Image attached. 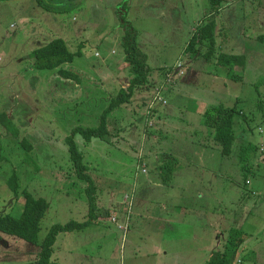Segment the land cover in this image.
Segmentation results:
<instances>
[{"label":"rangeland","instance_id":"obj_1","mask_svg":"<svg viewBox=\"0 0 264 264\" xmlns=\"http://www.w3.org/2000/svg\"><path fill=\"white\" fill-rule=\"evenodd\" d=\"M44 2L53 9L39 0L0 2V113L19 133L13 136L0 123V213L19 217L24 190L49 203L38 244L0 233V264H37L53 225L91 214L90 185L71 158V136L97 187L93 205L100 216L84 231L59 235L52 261L78 264L84 254L81 264H169L162 260L161 223L191 211L198 223L193 226L209 236V254L224 251L230 231L238 229L252 243L232 264H264V0H223L216 16L218 53L244 54L246 67H234V79L216 60L192 63L181 100L174 83L186 73L167 75L179 62L190 63L187 43L209 17V0ZM128 26L147 55L149 83L108 116L111 134L87 141L78 130L99 127L111 100L133 77L123 47ZM54 39L76 54L62 68L78 78L35 69L34 49ZM220 104L237 105L248 121L234 119L238 140L229 156L204 122L206 111ZM248 141L257 151L242 161L240 148ZM165 153L180 162L166 184V172L158 168ZM13 173L18 193L8 185Z\"/></svg>","mask_w":264,"mask_h":264},{"label":"trees","instance_id":"obj_2","mask_svg":"<svg viewBox=\"0 0 264 264\" xmlns=\"http://www.w3.org/2000/svg\"><path fill=\"white\" fill-rule=\"evenodd\" d=\"M8 1V0H0ZM210 1V15L209 17L198 26L195 33L192 35L190 41L187 43L186 52L189 53L191 58L202 57L206 61L216 60L220 65H224L229 71L231 78H236L234 74V67L244 69L247 64V58L244 54L224 53L217 50V21L216 16L223 7V0H209ZM42 7L46 9H53L50 4H46L44 0H39ZM59 12L58 9H54ZM126 36L124 39L125 54L128 63L131 65L133 77L129 86L122 89L117 97L113 98L109 107L104 111L101 117V124L94 129L78 130L81 131L82 136L87 141L92 139H103L105 136L111 134L108 124V116L116 108L129 103L134 97L135 90L138 88L146 87L149 83L150 68L147 63L146 53L137 45L136 32L126 27ZM67 43L63 39H54L42 47L34 49L33 59L34 67L37 70H58L60 76L64 79H76L78 75L68 69L62 68L63 65L72 63L76 56L67 47ZM205 48V51L204 49ZM237 115L243 116V121H247V117L238 111L237 105L232 107L220 104L209 108L205 113V124L212 129L213 139L220 146L221 153L224 156H229L234 151L237 142L238 134L235 129V121ZM0 123L8 132L13 136H18V130L15 129L12 121L5 113H0ZM1 138V136H0ZM71 158L74 160L75 166L77 165L78 173L82 180L87 182L90 187L87 188L91 191L90 197V211L88 219L85 221H71L66 224L53 225L42 243L40 244L39 259L37 264H61L52 261L54 247L57 238L63 233H74L84 231L89 226L99 220L98 209L96 210L97 187L94 184L91 176L88 173V166L83 163L84 155L77 148L74 136L67 139ZM21 146L27 148L28 152L31 150V145L26 141H21ZM257 148L251 142H244L240 148L242 161L249 158V155L255 153ZM1 160V159H0ZM264 161V156L260 158ZM179 159L172 153H165L163 161L160 160L158 165L159 170L167 177L164 179V184L168 183L170 178L174 175V170L179 166ZM8 185L13 192L18 193L19 177L16 173L8 180ZM95 193V194H94ZM24 210L19 217H14L10 214L0 213V233L17 237L26 242L38 244V236L41 231V222L45 217L49 203L46 199L35 197L31 192L24 190ZM97 215H93L96 214ZM126 234V233H124ZM249 238V235L238 229L230 231V238L228 245L224 251H215L210 253L206 258V264H232L234 257L238 253L241 245Z\"/></svg>","mask_w":264,"mask_h":264},{"label":"crops","instance_id":"obj_3","mask_svg":"<svg viewBox=\"0 0 264 264\" xmlns=\"http://www.w3.org/2000/svg\"><path fill=\"white\" fill-rule=\"evenodd\" d=\"M156 11L157 10H155V12ZM221 12H222V10H220V12L217 15H220ZM217 27H218V25H217ZM239 30H241V28ZM238 36L242 39L241 31L239 32ZM190 58L188 59L190 61L189 64H183V69L185 70V73H186L185 76H182V78L181 77L180 78L175 77V78H177V80L174 83L175 84L174 90L176 91L179 100H181L180 97L187 95V93H185L186 90H183L182 85L187 81V71L191 67V64L192 63H200L201 60L206 61L202 57L191 58V60H190ZM187 61H186V63H187ZM194 67L197 69H200L197 66H194ZM239 69H241V68L239 67ZM168 75H167V78L170 79L168 77ZM126 82L127 83L124 85V87H122V89H125L129 86V81H126ZM163 88H161V89H163ZM158 90H160V89H158ZM136 91H135L134 97L136 96ZM158 103H156V104H158ZM160 105H162V104H158L157 107H159ZM166 109H167V113H170L169 112L170 106H166ZM212 135H213V131H212ZM173 172H174V174H176L177 173L176 169ZM155 184H157L158 186L161 185L160 183H155ZM147 185H149V184H147ZM150 186H153V185H150ZM149 187L146 186L144 188V192H146V193L150 192L151 187L150 188ZM187 204L188 203L186 202L185 203L186 207H185L184 211L188 212L189 208H188ZM166 207L174 208V206H171V205L166 206ZM194 219L195 220L193 221L191 211H189V214L185 218H179L177 215H176V217H173L171 215L170 220L166 219L164 223H161V225L163 226V228L165 230L164 237L162 238L163 245L166 249L165 251H163V255H164V257L162 258L163 261L168 262L169 264H197V262L200 264H206L204 262H206L207 255L209 254L208 247H207L206 243L209 242V236L207 233H203V232L201 235L199 234L198 227L193 226L194 224H198L197 223V217H195ZM200 238H202V240ZM204 240H206V241H204ZM251 240L252 239L246 241L242 245V247H241L242 249H239V251L241 250V252H243L245 249H247L252 243ZM193 241L196 242L194 246L192 243ZM211 242L213 243L214 240L212 239ZM211 252H213V251H211ZM171 256H175V258H172ZM199 256H202V257L199 258ZM83 257H85L84 254H81L80 261L78 264H81V259H83ZM178 258H179V260H178ZM139 262H143V261H139Z\"/></svg>","mask_w":264,"mask_h":264},{"label":"built area","instance_id":"obj_4","mask_svg":"<svg viewBox=\"0 0 264 264\" xmlns=\"http://www.w3.org/2000/svg\"><path fill=\"white\" fill-rule=\"evenodd\" d=\"M184 74H185V71H184V69H183V64H182L181 62H179V63L176 65L173 74H172V73H169L168 77L171 79V78L173 77V75H180V76H182V75H184ZM160 90H162V89H160ZM160 90H158L157 92H159ZM157 99H158V97H157ZM158 100H159V99H158Z\"/></svg>","mask_w":264,"mask_h":264},{"label":"clouds","instance_id":"obj_5","mask_svg":"<svg viewBox=\"0 0 264 264\" xmlns=\"http://www.w3.org/2000/svg\"><path fill=\"white\" fill-rule=\"evenodd\" d=\"M182 63V62H181ZM183 64V63H182ZM176 67V66H175ZM185 71V70H184Z\"/></svg>","mask_w":264,"mask_h":264}]
</instances>
